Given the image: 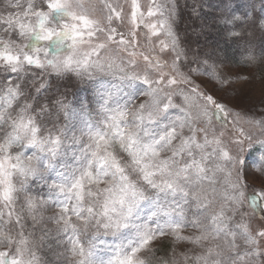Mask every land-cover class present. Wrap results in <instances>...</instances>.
I'll return each mask as SVG.
<instances>
[{
	"label": "snow or ice",
	"instance_id": "snow-or-ice-1",
	"mask_svg": "<svg viewBox=\"0 0 264 264\" xmlns=\"http://www.w3.org/2000/svg\"><path fill=\"white\" fill-rule=\"evenodd\" d=\"M206 3L0 0V264H264V0Z\"/></svg>",
	"mask_w": 264,
	"mask_h": 264
},
{
	"label": "rangeland",
	"instance_id": "rangeland-1",
	"mask_svg": "<svg viewBox=\"0 0 264 264\" xmlns=\"http://www.w3.org/2000/svg\"><path fill=\"white\" fill-rule=\"evenodd\" d=\"M141 2L145 5H147L148 0H141ZM220 0H207V3L205 4V7L203 9V12L205 14V17L208 18V13L211 12L212 8H215L219 5ZM238 3H243L244 0H237ZM181 4H183V0H181ZM210 19V17H209ZM179 23V30L181 32V35H184V33L188 32L190 30V26L192 24V21L190 17L187 15V12L182 14V19L178 22ZM202 39L199 41L201 43ZM69 91V92H75L76 95H70V100H75L78 96L82 97L85 95V93L82 90H77L76 86L74 84L68 83L66 81H56L54 83L53 91ZM260 212L259 209H257V215L259 216ZM163 243H169L168 241H164Z\"/></svg>",
	"mask_w": 264,
	"mask_h": 264
},
{
	"label": "trees",
	"instance_id": "trees-1",
	"mask_svg": "<svg viewBox=\"0 0 264 264\" xmlns=\"http://www.w3.org/2000/svg\"><path fill=\"white\" fill-rule=\"evenodd\" d=\"M205 18H206V17H205ZM206 19H209V17L206 18ZM201 39H202L201 44L205 43V39H204V37H201L200 40H201ZM217 41H218V38L215 36V33H213V32L210 31V32L208 33V35H207V43L210 44V45L215 46V45L217 44ZM220 47H224V45H223L222 42L220 43ZM165 244H166V243H165Z\"/></svg>",
	"mask_w": 264,
	"mask_h": 264
}]
</instances>
